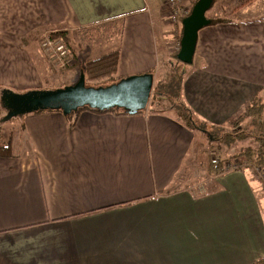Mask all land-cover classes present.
<instances>
[{"label":"crops","instance_id":"0c3cea01","mask_svg":"<svg viewBox=\"0 0 264 264\" xmlns=\"http://www.w3.org/2000/svg\"><path fill=\"white\" fill-rule=\"evenodd\" d=\"M193 1L179 5L190 11ZM223 2L205 12L225 21L197 31L181 91L193 116L211 126L264 103V15L223 17ZM173 10L165 0H0V86L43 89L57 73L48 74L34 46L41 36L114 21L122 26L119 79L157 74L175 43L177 54L181 48L182 18L173 21ZM20 119L17 154L0 156V264L264 258L260 181L229 170L212 176L205 192L193 188L183 177L194 134L172 114L82 110L72 126L59 110Z\"/></svg>","mask_w":264,"mask_h":264},{"label":"trees","instance_id":"16d2710c","mask_svg":"<svg viewBox=\"0 0 264 264\" xmlns=\"http://www.w3.org/2000/svg\"><path fill=\"white\" fill-rule=\"evenodd\" d=\"M197 1L198 0H194L192 5H194ZM215 2L216 0L211 1L209 10L213 8ZM221 18L222 17L220 16L207 18L208 24L225 21ZM121 31V23H118L115 27L114 33H118L119 35H121ZM56 32L58 34L65 35L64 33L66 32L67 34L68 31L57 30ZM180 35L181 33L179 32L178 38H180ZM119 56V49L114 48L98 57L85 61L81 69L84 74L85 85L98 87L106 86L118 81L119 77L117 75V72ZM169 62L170 64H172V71L167 80L158 78L155 70L150 71V73H152L154 76L153 87L148 105L140 113L148 111L150 113L172 114L174 118L179 120L182 124H184L192 131V133L194 134V138L195 136H197L199 140H202V147L207 158V165L205 164L206 159L204 162L201 161L200 171L205 168L207 171V175L200 177L209 180L212 176L223 174L229 170H243L250 174H254L256 173L254 171V167L256 166L260 169L259 176L261 178L259 179H264V103L258 99L252 101L246 107L242 115L228 123L230 130L222 129L223 127L216 128V126L208 125L194 117L182 101L181 91L182 81L184 77L183 74L185 72V67L188 68L189 65L180 62L177 56V52L170 55ZM176 63H178V68L176 66ZM63 66L64 65H61L60 68ZM179 68L181 69L180 71ZM49 69L51 70V68L47 67V71H49ZM115 78H117V80H115ZM4 89L6 88L0 86V92ZM0 109L4 110L1 105ZM82 110L108 112L115 115H129L125 110L121 108L97 110L92 109L88 106H84L82 108H79L76 112L65 115V117L69 121L70 126L75 124L77 114ZM42 111L46 110H39L36 112ZM3 116L4 115L0 116V119ZM17 117L20 118V116ZM10 119L6 121H9ZM6 121H0V156L12 157L17 154L18 142L20 140L19 134L21 130V123L11 131L5 132L6 130H4V126L6 125ZM245 121L249 122L250 124L249 127L247 126V129H243V127H241L242 123L244 124ZM248 139L255 143V145H243V142L247 141ZM239 142L241 143L240 147H238ZM212 150H214L215 153L221 155V160L213 158L210 159L209 153ZM191 156V159L193 161L197 159V155L191 154ZM234 158H239V161L235 164L233 163ZM226 162L233 164V167L230 169L226 168ZM192 175L196 176L197 178L199 177V175L194 174V172ZM253 264H264V258L257 259Z\"/></svg>","mask_w":264,"mask_h":264},{"label":"water","instance_id":"95a60500","mask_svg":"<svg viewBox=\"0 0 264 264\" xmlns=\"http://www.w3.org/2000/svg\"><path fill=\"white\" fill-rule=\"evenodd\" d=\"M211 1L198 0L188 16L182 19L181 48L177 56L185 64L192 61L197 31L208 24L205 12ZM153 82V74L146 72L123 77L106 86H86L81 71L76 83L53 90L30 89L16 92L4 89L0 92V105L5 114L0 121L39 110H61L67 115L84 106L97 110L121 108L129 115H136L147 107Z\"/></svg>","mask_w":264,"mask_h":264},{"label":"rangeland","instance_id":"374dc122","mask_svg":"<svg viewBox=\"0 0 264 264\" xmlns=\"http://www.w3.org/2000/svg\"><path fill=\"white\" fill-rule=\"evenodd\" d=\"M224 1L225 2L219 5V13H221L223 17L225 16L230 19L232 18L247 19L252 17H260L264 15V0H224ZM211 13L212 11H210L209 14ZM116 25H117V21L106 22L104 24H96L94 26H90L87 28H79L74 31H68L67 34L66 32L64 33L65 35L56 33L54 35L46 34L45 36L44 35L41 36L39 40H37V42L35 43L36 45L34 46L38 48L39 50L38 52L40 53V55L46 59L47 67L51 68V70L49 69L48 74L49 72L57 73V79H55V81L54 80L51 81L50 79L52 78H48L47 81L44 83V85H40V86L44 87L43 89L53 90L68 85H73L74 83H76V81L79 79L81 69L85 61L98 57L108 52L109 50L114 49L118 45L119 34L114 33ZM49 36L55 37V39L58 38L60 40V43H62L64 45V48L66 49L64 55L66 58H63L62 60L64 66L61 68L58 58L61 57L62 59V56H60L58 52L57 54L59 56L53 51L45 50L42 45L44 41L50 39ZM178 49H179V42L175 43V49L173 52L171 51V53L167 55L166 61L160 64V68L158 69V73H157L158 78H163L166 80L168 79L172 71L171 68L172 64H170L169 62V57L170 55L176 53ZM52 56H54V58H52ZM177 64L178 63H176V66L178 68ZM180 70L181 69L179 68V71ZM115 80H117V78H115ZM4 114H5V110L0 109V116ZM20 120L21 119L19 117L16 118L14 117L9 121H6V125L4 126V130H6L5 132L11 131L12 129L17 127L20 124ZM249 125H250L249 122L245 121L244 124L242 123L241 127H243V129H247ZM216 128L230 130L228 123L224 125H218L216 126ZM243 143H244L243 145H249V144L255 145V143H253L249 139ZM238 144H239L238 147H240L241 143L239 142ZM202 146H203L202 140H199L198 137L195 136L192 154L197 155V159L193 161L191 159L192 156L187 159L189 160L188 161L189 163L185 165L186 169L184 168V171L188 170L187 173L190 174V176H184L183 178H185V180H189L190 183L194 184V186L192 187L195 188L196 190L200 192H205L206 188H208L209 185H208V180H206V178L200 177L207 175V171L205 168L202 171H200L201 161L204 162L206 159L205 164L207 165V158L205 152L203 151ZM209 154H210V159L213 158V159L221 160V155L215 153L214 150H212ZM238 161L239 158L233 159L234 164ZM188 164L189 167H187ZM232 165L233 164H230L229 162L225 163V166L228 169L232 168L233 167ZM254 171L256 172L254 173V175L260 181L261 188L264 193V179H259L261 178L259 176L260 169L255 166ZM193 172L194 174H198L199 177L197 178L196 176L191 175L193 174Z\"/></svg>","mask_w":264,"mask_h":264},{"label":"built area","instance_id":"2783aa9c","mask_svg":"<svg viewBox=\"0 0 264 264\" xmlns=\"http://www.w3.org/2000/svg\"><path fill=\"white\" fill-rule=\"evenodd\" d=\"M181 0H165V2L167 4L170 5V7H173L174 10L172 12V20L173 21H178V18H185L186 16H188V14L190 13V11H188L185 7L183 6H180L179 3H180ZM57 32L54 31V33L52 34H48V35H54L56 34ZM50 39L46 40L43 42V47L45 50L47 51H53L54 53L57 54V52L60 54V56H62V59L61 57L58 58V61L60 62V65H64L63 63V58H66L64 55H65V48H64V45L62 43H60V40L57 38L55 39V37H51L49 36ZM58 55V54H57ZM59 56V55H58ZM52 58H54V56H52Z\"/></svg>","mask_w":264,"mask_h":264}]
</instances>
